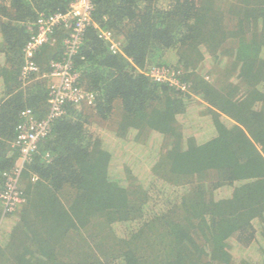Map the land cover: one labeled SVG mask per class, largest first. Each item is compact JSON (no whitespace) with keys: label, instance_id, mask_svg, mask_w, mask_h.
Segmentation results:
<instances>
[{"label":"trees","instance_id":"obj_1","mask_svg":"<svg viewBox=\"0 0 264 264\" xmlns=\"http://www.w3.org/2000/svg\"><path fill=\"white\" fill-rule=\"evenodd\" d=\"M93 3L119 50L86 29L72 69L93 104L65 103L20 171L23 201L0 202V264H264V0ZM67 6L0 0V190L21 111L48 114V80L20 76L23 48L39 12ZM67 34L35 52L39 73ZM115 116L109 143L95 122Z\"/></svg>","mask_w":264,"mask_h":264},{"label":"built area","instance_id":"obj_2","mask_svg":"<svg viewBox=\"0 0 264 264\" xmlns=\"http://www.w3.org/2000/svg\"><path fill=\"white\" fill-rule=\"evenodd\" d=\"M67 3V9L63 12L47 15L39 12L36 20L37 30L23 48L25 62L20 76L25 82L36 77H44L48 80V114L46 117L35 119L25 110L20 113L22 122L18 125L19 130L15 138L20 155L12 173H4L6 180L4 187L0 190L3 211H13L23 201L19 195L17 183L20 171L30 155L36 151L37 142L49 133L54 118L63 113L65 103L93 104V93L78 86V73L72 69L73 55L82 44L86 29L97 28L98 37L108 43L109 49L112 52L119 50V44L112 33L98 28L94 21L93 0H67ZM57 27H63L68 33L63 39V56L61 59L49 62L50 70L47 73H39L38 66L33 60L34 54L41 46L52 41L54 29ZM146 74L155 81H167L182 90L185 89V85L177 79L175 71L169 67H151Z\"/></svg>","mask_w":264,"mask_h":264},{"label":"rangeland","instance_id":"obj_3","mask_svg":"<svg viewBox=\"0 0 264 264\" xmlns=\"http://www.w3.org/2000/svg\"><path fill=\"white\" fill-rule=\"evenodd\" d=\"M197 100L199 101V103H201L199 99H197ZM114 110L115 111L117 110L116 106H115V109ZM115 119H116V116H115V118L114 117H111V120H109L107 122L106 121L103 122V121H100V120H98V121L95 122V123H97V124L100 125V127H101L100 128V133H101V135L105 136V140L108 141L109 143H111V141H113V138H114L113 135L109 133V129L111 127H113V125L112 126L111 125L109 126V125H105V124H111L113 122V120H115ZM197 126H198L197 130L198 129L204 130L205 127H206V126L203 127L202 122H197ZM200 130H198V132ZM191 131H193V130H191ZM129 158H130V155H125L124 156V155H121L120 154V156L113 158L114 165L125 163L126 161H128ZM113 170H114V167H113ZM129 178H128V181L129 182L132 181L131 179L129 180ZM131 185H132V183H131ZM222 192L223 191H219L218 194H221ZM1 223H3V222L0 221V225H1ZM96 252L99 253L98 249L96 250Z\"/></svg>","mask_w":264,"mask_h":264},{"label":"clouds","instance_id":"obj_4","mask_svg":"<svg viewBox=\"0 0 264 264\" xmlns=\"http://www.w3.org/2000/svg\"><path fill=\"white\" fill-rule=\"evenodd\" d=\"M47 91H48V90H47ZM83 105H85V106H86V105H88V104H83Z\"/></svg>","mask_w":264,"mask_h":264},{"label":"crops","instance_id":"obj_5","mask_svg":"<svg viewBox=\"0 0 264 264\" xmlns=\"http://www.w3.org/2000/svg\"><path fill=\"white\" fill-rule=\"evenodd\" d=\"M48 86V85H47Z\"/></svg>","mask_w":264,"mask_h":264}]
</instances>
